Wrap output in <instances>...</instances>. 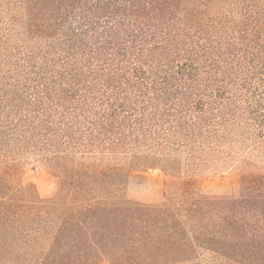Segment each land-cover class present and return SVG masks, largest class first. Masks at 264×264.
Instances as JSON below:
<instances>
[{
  "label": "trees",
  "instance_id": "obj_1",
  "mask_svg": "<svg viewBox=\"0 0 264 264\" xmlns=\"http://www.w3.org/2000/svg\"><path fill=\"white\" fill-rule=\"evenodd\" d=\"M148 170L169 202L114 184ZM103 261L264 264V0H0V264Z\"/></svg>",
  "mask_w": 264,
  "mask_h": 264
},
{
  "label": "rangeland",
  "instance_id": "obj_2",
  "mask_svg": "<svg viewBox=\"0 0 264 264\" xmlns=\"http://www.w3.org/2000/svg\"><path fill=\"white\" fill-rule=\"evenodd\" d=\"M237 159L228 164L220 161L205 170L199 177L201 193L210 196H233L236 176L233 166L238 163ZM19 180L23 183H33L40 197L44 199L53 197L58 191L57 178L36 161L26 160L23 163ZM114 184L129 200L145 204H163L170 201L164 186L163 175L159 170L123 171L115 178ZM101 264L110 263L103 261Z\"/></svg>",
  "mask_w": 264,
  "mask_h": 264
}]
</instances>
